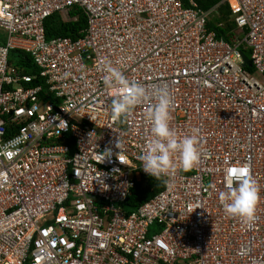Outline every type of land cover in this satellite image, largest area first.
Wrapping results in <instances>:
<instances>
[{
  "label": "built area",
  "instance_id": "1",
  "mask_svg": "<svg viewBox=\"0 0 264 264\" xmlns=\"http://www.w3.org/2000/svg\"><path fill=\"white\" fill-rule=\"evenodd\" d=\"M221 6L228 40L208 28ZM74 9L79 36L47 39ZM0 30V264H264V0H0ZM105 63L148 93L126 116L111 115ZM165 86L170 126L197 130L201 158L128 212ZM241 164L258 188L250 224L219 197Z\"/></svg>",
  "mask_w": 264,
  "mask_h": 264
},
{
  "label": "clouds",
  "instance_id": "2",
  "mask_svg": "<svg viewBox=\"0 0 264 264\" xmlns=\"http://www.w3.org/2000/svg\"><path fill=\"white\" fill-rule=\"evenodd\" d=\"M103 71L106 73L104 84L114 97L110 106L113 118L130 114L137 105L148 99L145 86L130 82L118 67L105 63ZM155 96L156 103L146 114L150 136L138 159L146 174L160 179L173 175L177 167L184 171L195 168L201 158V151L197 130L180 136L170 126L172 98L168 88L158 87ZM103 154L110 156V149H106ZM219 197L227 216L249 224L253 221L258 188L247 164L227 169L225 190L220 192Z\"/></svg>",
  "mask_w": 264,
  "mask_h": 264
},
{
  "label": "trees",
  "instance_id": "3",
  "mask_svg": "<svg viewBox=\"0 0 264 264\" xmlns=\"http://www.w3.org/2000/svg\"><path fill=\"white\" fill-rule=\"evenodd\" d=\"M222 0H195L198 7L203 10H209ZM71 17L77 16L76 21L63 22L58 15L52 16L45 23L46 38L51 39L53 37H72L79 36V32L86 27V19L81 10L74 9L70 13ZM230 13L227 6H221L218 15L210 20L208 28L217 33L218 38L228 40V37L233 34L235 29L232 22L229 20ZM221 24V27H217ZM3 34L0 32V42L4 40ZM10 64L22 69L28 68V72L33 71L31 59L28 55L20 53L18 51H12L10 54ZM165 185L164 180L152 178L150 176H140L136 178L135 186L132 189V193L128 198L125 209L131 212L138 208L141 204L153 198L159 192L163 190Z\"/></svg>",
  "mask_w": 264,
  "mask_h": 264
},
{
  "label": "water",
  "instance_id": "4",
  "mask_svg": "<svg viewBox=\"0 0 264 264\" xmlns=\"http://www.w3.org/2000/svg\"><path fill=\"white\" fill-rule=\"evenodd\" d=\"M243 59L245 62V66H249L250 62H249L248 58L244 56Z\"/></svg>",
  "mask_w": 264,
  "mask_h": 264
},
{
  "label": "rangeland",
  "instance_id": "5",
  "mask_svg": "<svg viewBox=\"0 0 264 264\" xmlns=\"http://www.w3.org/2000/svg\"><path fill=\"white\" fill-rule=\"evenodd\" d=\"M0 32L3 34V31H1V30H0ZM2 37H4V38H5V35L3 34V36H2ZM136 176H137V178H140V175H139V174H137Z\"/></svg>",
  "mask_w": 264,
  "mask_h": 264
}]
</instances>
